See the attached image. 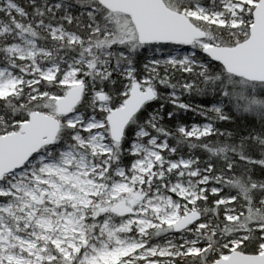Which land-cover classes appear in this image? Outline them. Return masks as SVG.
Wrapping results in <instances>:
<instances>
[{"label": "snow or ice", "instance_id": "6c2138e0", "mask_svg": "<svg viewBox=\"0 0 264 264\" xmlns=\"http://www.w3.org/2000/svg\"><path fill=\"white\" fill-rule=\"evenodd\" d=\"M0 264H264V0H0Z\"/></svg>", "mask_w": 264, "mask_h": 264}]
</instances>
